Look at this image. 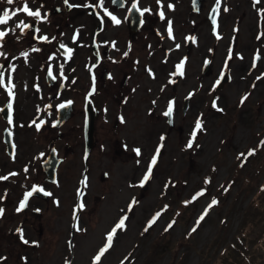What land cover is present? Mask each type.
Returning a JSON list of instances; mask_svg holds the SVG:
<instances>
[{"label":"rangeland","instance_id":"obj_1","mask_svg":"<svg viewBox=\"0 0 264 264\" xmlns=\"http://www.w3.org/2000/svg\"><path fill=\"white\" fill-rule=\"evenodd\" d=\"M24 1L9 5L0 0V15L5 9L11 14ZM140 1L150 11L139 32L129 34L127 25L108 31V39L117 40L116 48L105 46V70L113 79L100 77L96 85L97 114L86 166L80 103L58 130L40 121L61 79L50 87L44 80L48 50L23 55L34 41L31 30L17 27L23 13L0 26L8 33L0 40V63L6 69L0 107L12 105V123L7 125L18 145L11 160L4 150L5 122L0 118V176L8 174L0 183V208L5 212L0 264H264V0H219L220 25L213 36L208 25L196 23L202 17L192 13L190 0H170L171 11L165 9L164 14L174 22L173 38L168 26L163 32L166 21L159 25L155 20L157 0ZM213 1L204 0L203 8ZM54 20L41 31L51 34L59 21L64 23V38L72 41L71 65L76 67L61 101L76 97L74 88L88 89L89 39L96 23L81 13ZM75 28L81 31L78 43L70 36ZM186 33L187 40L196 37L191 46L184 40ZM126 41L131 51L122 58ZM177 45L179 50L172 52ZM204 61L210 62L205 75ZM181 63L183 75L178 76ZM67 71L71 69L62 76ZM224 72L229 81L218 87ZM187 95L191 98L183 112ZM169 102L172 125L164 115ZM197 120L202 129L192 140ZM51 147L63 159L56 184L45 182L41 169ZM158 148L152 175L141 187ZM85 177L87 186L82 183ZM34 186L51 195L34 197L26 210L14 214L15 205L19 207ZM201 191L204 195H197ZM81 203L82 209L77 206ZM122 217H127L124 229L117 230L111 246L95 261ZM16 229L25 231L22 241L28 243L13 233Z\"/></svg>","mask_w":264,"mask_h":264},{"label":"flooded vegetation","instance_id":"obj_2","mask_svg":"<svg viewBox=\"0 0 264 264\" xmlns=\"http://www.w3.org/2000/svg\"><path fill=\"white\" fill-rule=\"evenodd\" d=\"M204 0H201L198 6V11L194 12L191 2L192 0H190V8L193 14H195L197 17L200 16L202 17V19H199L196 23H202V25H208L210 27V33L211 35H215L218 32V27L220 25L219 22V4H217V0H214L210 6L205 9L203 8L202 2ZM26 2L29 4V7L32 8V10H39L41 13L40 17H28L26 14L23 13V21L25 23H28L31 25L30 28H23L24 32H29V30H31V37L34 41H32L31 46H29L27 53L28 55H33L35 53L38 52H45V50H48L45 54H47L45 56V60H43L44 62V66H43V75H44V80L45 77L48 74V70L51 69L53 76L55 77V83L54 86H56L58 78L60 77V83L57 87V91L56 93H54L55 95L49 94V102H46V105H44V117H42L40 119V121H43V125L47 126V129L49 130H53L52 128L54 127V123L56 120V116H57V107L63 103V102H69L71 101V116L73 115V111L75 110V107L77 106V104L80 103V107L82 106V114H83V128H84V123H85V111H84V102H85V96L87 94V92L90 89L91 86V75H90V69L91 66L93 64H96L97 60L99 59V63L97 65V67L94 69L93 71V75L94 78L96 80V85L97 82L99 81L100 77L103 80H112L113 79V75L110 72H107L106 69V60H107V56H108V51H105V46L107 45V47L112 50L114 48H116L117 46V40L116 39H108L109 38V32L113 27L117 28L121 25H127L126 27H128L129 30V34L133 35V32L137 33L139 32L144 25L146 24V14L147 12L144 13L143 16H141V12L145 9V6L142 5L140 0H115V2H113V0H104V4L103 7L99 6V0H67V3L65 2V0H26ZM163 4H157L156 2H153V5L155 4V20L156 22L161 25V23H163L164 21H166V23H164L163 26V32L164 34H166V28L168 26V19L167 16L165 17L164 20H161L159 17V12L163 11L165 12V9L168 11H171V8L168 7L169 3H174L170 0H164ZM25 3V1H24ZM117 3H122L123 6L121 8H118L116 5ZM137 4V8H133L132 5L133 4ZM69 5H72V7H69ZM213 7H216V33H213V28L210 24L209 21V13L211 11V9ZM104 9H107L108 12H110L112 15H114L119 21V24H116L115 22L112 21V19L105 14ZM139 9V10H137ZM134 10L135 15L141 18V21H143V23H138L137 24V29L136 31H132L131 30V22H130V11ZM121 12V14H119ZM83 14L84 16L86 15V17L90 20L92 19L94 22V28L92 30L89 42H90V46H91V60H90V64L88 67V89L87 91H80L77 89H73V93L76 94V97H69L67 96V98L62 99L61 101H58V98L61 97L63 92L66 89L67 86V81L69 80L70 75L74 78L75 73L74 70L76 69V67L72 66L71 64H73V59L74 58H69L68 53L66 51L67 48H71L72 49V41L67 42V40L64 38V33L66 32L64 29V23L63 25L61 24V22H58V26H55L54 31L49 30L51 32V34H48L46 31H41V28L45 25H48L52 22L56 21L54 20L55 17H65L66 15L70 14ZM171 26L174 27V22L173 20H171ZM201 26V25H200ZM36 29H39L40 31L37 32ZM76 30L72 29V31L70 32V36L72 39H75L74 42H79L81 39V31L78 28H75ZM67 33V32H66ZM193 35L195 36V32H193ZM43 36H47L48 40H43L41 37ZM166 38H163L162 40L165 42L167 39V36L165 35ZM184 40H186V44L187 45H192L196 42V37L195 39L189 38L187 40V33L184 36ZM63 44L65 45L64 48L60 47V45ZM95 45L97 46V53H96V48ZM33 48H38L40 49V51L34 52L32 51ZM128 50L131 51V43L126 41L125 44V48L124 51L121 52V57L126 58V56L129 55ZM179 50V47H175V48H171V51H177ZM62 52H65L66 57H64V54ZM125 53H127V55H125ZM165 54L168 56L170 54L169 50H165ZM23 57V56H21ZM20 57V58H21ZM29 59V57H28ZM166 62V60H165ZM66 66V69L63 68V73L68 70L69 68L71 69V71H67V75L66 76H62L61 75V66ZM40 66V65H39ZM5 66H3L0 63V73L3 74V76L6 78V76L4 74H6L4 71L6 70L4 68ZM178 76H180V74L178 73ZM127 78V76H126ZM126 81V80H125ZM64 83V89H59V87L61 86V84ZM53 86V87H54ZM32 87V85H30V88ZM4 92L6 93L7 90L3 89ZM32 91H35V89L31 88ZM52 90V89H51ZM97 86H96V90L94 92L93 95H91L90 97V102H89V110L87 112V122H86V127H87V131L91 133V138L93 136V131H94V117L97 114V107H96V103H95V97L97 94ZM52 92V91H51ZM80 97V101L79 98ZM56 102L53 103L54 100H56ZM15 102V100H14ZM9 104L7 102L4 103V105L2 107H0V110L5 107L8 106ZM12 111V110H11ZM11 114V112L9 113ZM0 118H2V116L0 115ZM2 120H4L2 118ZM5 125H4V129L2 130V137L4 138L3 134L4 132H8L11 133L12 135V139H13V143L15 144V150H16V146L17 143L14 140V136H13V132L12 129L9 128V126L7 125L9 123V115L7 120H4ZM38 123V122H37ZM36 123V124H37ZM83 128H82V132H83ZM56 129V128H55ZM58 130V129H57ZM5 146V145H4ZM5 152H6V147H5ZM9 157V155H8ZM10 158V157H9ZM11 159V158H10ZM14 159V158H13ZM11 159V160H13ZM3 176H7L8 174H3L0 177ZM6 180H2L0 179V183L5 182ZM35 187H39L40 189H42L40 186H35ZM31 190V189H30ZM5 197V196H2ZM33 198L29 199L26 203V206L21 209L22 210H26L29 206L30 201ZM39 199V198H37ZM17 208H19L18 206L15 205L14 211L13 213H17ZM5 212L3 213L2 216H0V223L3 220V216H4ZM17 233V237L22 241L24 240L23 237L25 235V231L24 230H14L13 233ZM24 242V241H22Z\"/></svg>","mask_w":264,"mask_h":264},{"label":"snow or ice","instance_id":"obj_3","mask_svg":"<svg viewBox=\"0 0 264 264\" xmlns=\"http://www.w3.org/2000/svg\"><path fill=\"white\" fill-rule=\"evenodd\" d=\"M14 2H15V0H7V4H9V5L14 4ZM65 2L67 3V0H65ZM113 2H115V0H113ZM157 3L159 4L160 3V0H157ZM103 4H104V0H99V6L100 7H103ZM217 4H219V0H217ZM69 7H72V5H69ZM132 7L133 8H137V4L134 3L132 5ZM168 7L169 8H172V5L169 4ZM137 10H139V9H137ZM104 11H105V14L108 15L112 19L113 22H115L116 24H119L120 23V21L114 15H112L110 12H108L107 9H104ZM149 11H150V9L145 8L140 14H141V16H143L145 12H149ZM214 11H215V9H214ZM18 13H24L28 17H40L41 16L40 11L39 10H35V11L32 10V8L29 7V4L25 0V3L21 7L17 8L15 11H12L11 14L9 13V11L7 9L3 10V15H0V25L7 24L8 21L11 20L12 17H16ZM159 17H160L161 20H164L165 19V14H164L163 11H160L159 12ZM141 23H143V21H141ZM21 26L23 28H30L31 27L30 24L25 23L24 21H20V23L17 25L18 28H20ZM36 31L39 32L40 30L39 29H36ZM167 32H168L169 38H173V31H172L171 21H168ZM7 35H8L7 32L0 31V40H4V38ZM41 38L43 40H48V37L47 36H43ZM60 47L64 48L65 45L61 44ZM177 47H180V45H177ZM32 51L37 52V51H40V49L33 48ZM66 51L68 53L69 58H71V55H72L73 50L71 48H67ZM0 55H2V53H0ZM23 55L25 57H27L28 56V53L25 52V53H23ZM125 55H127V53H125ZM182 69H183V64L182 63L180 65H177V72L180 75H183ZM13 70H15V69H13ZM61 75H63V66H61ZM48 76H50V77L53 76V73H52V70L51 69L48 70ZM53 79H55V77H53ZM9 83H10V81H9ZM219 83H220V81L218 80L217 81V84H219ZM4 84H5L4 76H3L2 73H0V87H3ZM93 91H95L94 88H93ZM9 94L11 95V89H9ZM245 99H246V97H245ZM71 103H72L71 101L68 102V104H71ZM66 106L67 105H65V104H60L59 105L60 108H65ZM215 106L216 105L214 103L213 104V107H215ZM8 108L11 109L12 108V105L9 104L8 105ZM172 111H173V108H172V105L170 103L169 104V107H168V110L164 113V115L165 116H171L172 115ZM121 122H123V118H121ZM9 123H12L11 114H9ZM33 123L35 124V121H33ZM41 123H43V121H41ZM36 126L39 129L40 125L37 124ZM201 129H202V124H201L200 120H197L196 123H195V128H194V130L191 133L192 140H195V138L197 136V131H199ZM192 140L189 141L188 147H192ZM262 143H264V142H262ZM133 151L135 152V154L137 156H140L141 155V150L139 148H135V149H133ZM159 152H160V149L158 148L156 150V155H153L151 157L150 163H149V165L147 167V172L143 176V180H142L141 185H140L141 187H143L144 186V183L147 182L150 179V177L152 175V172H153V166H155L156 163H157V156L159 155ZM251 154L252 153L250 152L249 155H251ZM241 155L243 156L244 154H241ZM137 163H139V161H137ZM25 171H27V169H25ZM12 175H17V174L16 173H12ZM0 179L7 180L8 177L7 176H3V177H0ZM208 182L209 181H206V183H208ZM82 183H84V185L87 186V178L86 177H85L84 181H82ZM37 191H43V189H37L34 186L31 191L27 192L25 194V196H24V199L21 201L19 208H17V211H20L21 209H23L26 206V203L28 201V198L31 197L33 195V193L34 192H37ZM44 195H46V196L47 195H51V193L44 192ZM78 195H82V193H78ZM197 195L202 196V195H204V192L201 191ZM193 199H195V197ZM133 203H135V201H133ZM211 203H212V205H214V204L217 203V201L215 199H213ZM79 207L82 209L84 207L83 203H81L79 205ZM131 208H132V205L130 204L129 205V210L130 211H131ZM3 213H4V209L3 208H0V216H2ZM205 214H207V213L205 212ZM157 216H159V213L157 214ZM126 219H127V217L120 218L119 221H118V223H116L115 226L111 229V231L107 235V244L99 250L98 255H96L95 258H94L95 261H100L101 257L105 254V252L111 246L112 240H113V236L117 234V230L118 229H120V230H123L124 229V227H125V220ZM155 219H156V217H154L153 220L150 221L149 227L151 226L152 223L155 222ZM200 219L203 220L204 219V216H201ZM169 227H171V225H169ZM195 230L196 229L193 228V231H195ZM145 231H147V228L145 229ZM24 243H28V241L25 240Z\"/></svg>","mask_w":264,"mask_h":264},{"label":"water","instance_id":"obj_4","mask_svg":"<svg viewBox=\"0 0 264 264\" xmlns=\"http://www.w3.org/2000/svg\"><path fill=\"white\" fill-rule=\"evenodd\" d=\"M201 0H192L191 5L193 8V11L196 12L198 11V6ZM118 8H121L123 6L122 3H117L116 5ZM215 9V11H214ZM216 7H213L209 13V21L210 24L212 25V27H215V23H216ZM130 22H131V30L132 31H136L137 29V24L141 22V18L135 15L134 10L130 11ZM215 30H213L214 32ZM97 53V50H96ZM259 60V57H256V61ZM99 63V59L97 60L96 64H93L91 66L90 69V74H91V87H90V91L88 92V94L85 97V107H84V111H85V123H84V128H83V138H84V154H83V163L86 166L87 163V158L90 152V149L92 147V138H91V133L88 132L86 129V122H87V112H88V108H89V102H90V97L91 95L94 94L95 91H93V88L95 89V78L93 75V71L94 69L97 67ZM209 62H205L204 66H203V71L202 74H206L208 72L207 67L209 66ZM220 83L218 84V87H221L224 83L229 81V74L228 73H224L221 78L219 79ZM46 82L48 86H52L54 83V80L46 77ZM63 86H61L60 89H62ZM191 98V96H188L185 100H184V105H183V112H185L188 108V100ZM65 105H67L65 108H60L58 107L57 109V121L55 123V126L57 128L61 127L69 118L71 115V104L68 103H64ZM168 110V109H167ZM0 114L2 116V118L4 120H7L8 115H9V109L7 107H4L3 109L0 110ZM167 118V123L169 125H172V115L171 116H166ZM4 138H3V142L6 145V150H7V154L13 158L14 153H15V145L13 143V139H12V135L11 133L8 132H4L3 134ZM62 162V159L57 157V151L55 150V148H51L48 156L46 157V159L41 163V169L42 172L44 174V181L50 184H55L57 182V169L58 166L60 165V163ZM84 175V172H83ZM38 189V188H37ZM82 190V183L79 189V193H81ZM81 195H78V198ZM32 197H37L39 199H46V195H44V192L42 191H37L34 192L33 195L31 197L28 198L31 199ZM77 211V209L75 210Z\"/></svg>","mask_w":264,"mask_h":264},{"label":"trees","instance_id":"obj_5","mask_svg":"<svg viewBox=\"0 0 264 264\" xmlns=\"http://www.w3.org/2000/svg\"><path fill=\"white\" fill-rule=\"evenodd\" d=\"M262 190H264V186H261Z\"/></svg>","mask_w":264,"mask_h":264},{"label":"bare ground","instance_id":"obj_6","mask_svg":"<svg viewBox=\"0 0 264 264\" xmlns=\"http://www.w3.org/2000/svg\"><path fill=\"white\" fill-rule=\"evenodd\" d=\"M32 198H34V197H32Z\"/></svg>","mask_w":264,"mask_h":264}]
</instances>
